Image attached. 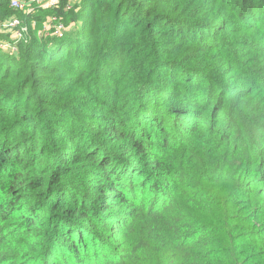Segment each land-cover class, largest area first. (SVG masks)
I'll return each instance as SVG.
<instances>
[{
    "label": "trees",
    "instance_id": "obj_1",
    "mask_svg": "<svg viewBox=\"0 0 264 264\" xmlns=\"http://www.w3.org/2000/svg\"><path fill=\"white\" fill-rule=\"evenodd\" d=\"M72 1L0 0V264H264V0Z\"/></svg>",
    "mask_w": 264,
    "mask_h": 264
},
{
    "label": "built area",
    "instance_id": "obj_2",
    "mask_svg": "<svg viewBox=\"0 0 264 264\" xmlns=\"http://www.w3.org/2000/svg\"><path fill=\"white\" fill-rule=\"evenodd\" d=\"M60 4V0H10V7L12 9H16L19 11H24L26 13H30L33 11L34 8H42V9H48V8H56ZM67 10L69 9V6L66 7ZM55 20V28L53 34L57 38L62 37V33L64 31L63 26L60 23H57L56 18H51L50 21ZM15 29L14 31V37L19 40V37L22 36L23 32H25V28L21 27L20 21L18 19H13L3 25H0V29ZM1 47V46H0ZM8 49V44L4 45V48Z\"/></svg>",
    "mask_w": 264,
    "mask_h": 264
},
{
    "label": "rangeland",
    "instance_id": "obj_3",
    "mask_svg": "<svg viewBox=\"0 0 264 264\" xmlns=\"http://www.w3.org/2000/svg\"><path fill=\"white\" fill-rule=\"evenodd\" d=\"M24 1V0H23ZM75 0H73L72 2H74ZM71 2V3H72ZM71 3L69 4V9H70V7H71ZM40 9H42V8H40ZM49 9H51V8H48V9H42V10H49ZM68 9V10H69ZM51 18H53V17H51ZM51 18H47V19H45V20H43V23H42V26L39 28V29H37V26L35 27L34 25H35V23H32L31 24V27L34 29V31H35V33H36V36H41V35H45V33L44 32H50V33H53L54 32V28L58 25H56L55 26V20L54 21H50V19ZM57 21V23H60L62 26H63V29H64V31H63V33H62V36H63V34H64V32H65V29H67V27L61 22V21H59V20H56ZM21 24V23H20ZM69 27L71 26V25H68ZM21 27H24L26 30H25V32H23V34H22V36L21 37H19V40L20 39H22V38H24L25 37V35L28 33V31H27V27H25V26H23L22 24H21ZM71 28V27H70ZM8 29V28H7ZM8 30H10V29H8ZM11 30H13V29H11ZM4 31V29H0V32H3ZM14 31H15V29H14ZM15 39V37H14V35H13V38H12V40H14ZM15 41V40H14ZM5 43H7L8 44V46H10V47H8V49H7V47L6 48H4V45H6ZM14 44H15V42H14ZM13 44V42L11 41V42H2V43H0V46H1V49H6V50H8L10 53H15L16 51H15V45Z\"/></svg>",
    "mask_w": 264,
    "mask_h": 264
}]
</instances>
